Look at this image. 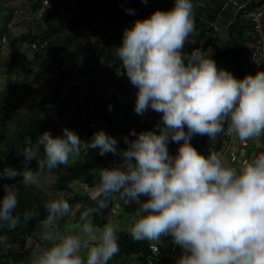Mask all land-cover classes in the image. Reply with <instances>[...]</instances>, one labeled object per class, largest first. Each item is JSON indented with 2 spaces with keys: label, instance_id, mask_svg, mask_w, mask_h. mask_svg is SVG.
<instances>
[{
  "label": "clouds",
  "instance_id": "obj_1",
  "mask_svg": "<svg viewBox=\"0 0 264 264\" xmlns=\"http://www.w3.org/2000/svg\"><path fill=\"white\" fill-rule=\"evenodd\" d=\"M194 30L192 0H175L172 8L157 9L124 30L116 56L138 89L135 111L143 114L150 107L162 115V125L159 132H133L135 139L125 138L128 146L119 153L121 163L100 170L94 199L98 208L106 207L112 194L127 203L136 201L139 211L132 217V238L154 242L170 235L184 250L176 264H264V153L240 161L237 168L215 153L204 156L190 143L194 134L215 140L223 133L241 142L264 135V70L237 78L218 69L199 49L183 53ZM169 137L178 144L183 141L175 156L168 152ZM39 142L45 157L38 159L39 169L67 165L82 146L99 148L101 155L117 153L115 139L102 130L90 145H82L68 128L56 137L45 131ZM25 156L37 157L32 149ZM4 173L16 174L11 168ZM22 181L38 186L29 169ZM141 196L148 199L141 201ZM17 205L16 192L5 186L0 222L9 228L19 223L13 215ZM44 207L46 225L52 229L44 234L49 245L36 247L30 264H108L119 253L114 227L105 225L101 230L84 223L82 236H61L55 225L70 211L69 203L55 199Z\"/></svg>",
  "mask_w": 264,
  "mask_h": 264
},
{
  "label": "trees",
  "instance_id": "obj_2",
  "mask_svg": "<svg viewBox=\"0 0 264 264\" xmlns=\"http://www.w3.org/2000/svg\"><path fill=\"white\" fill-rule=\"evenodd\" d=\"M225 1L228 0H192L195 30L185 43L183 53L191 55L196 49L205 53L219 36L210 21H219V16L222 15L228 23V37L222 43L221 49L215 52L213 60L218 69L227 70L235 77L243 78L246 74H251L246 66L249 59L246 49L251 47V37L242 23L243 18H239L235 12L236 7L231 1L224 6ZM30 2L31 10L43 4V0ZM54 2L55 0H51L50 13L39 21L55 16L56 12L52 13ZM173 6L174 3L167 0H147V3L142 0H130V3H125L124 0H77V7L71 18L58 16L43 26L41 32L28 31L10 38L6 36L9 43L8 79L4 87L0 86V198L4 195L5 186L12 187L16 192L18 205L13 215L18 217L19 223L15 228H9L7 222H0V237L8 243L19 244L25 250L0 253V264L3 258H12L18 262L30 256L36 247L26 249L28 239L34 236L40 224L46 220L48 212L44 205L51 200L64 199L70 207L77 206L74 213L76 222H80L86 212L92 214L94 227L108 222L114 196L119 194L110 195L107 198V206L98 208L94 199L97 194L91 195L87 191L76 190L72 182L82 180L85 186H91L93 181L89 178L93 170L101 165V168L105 167L104 163L107 161L111 162L109 168L113 167L114 158L118 159L120 164L121 158L118 154L128 146L125 138H136L133 132L138 134L139 131L136 127L128 126L126 121L134 120L136 125L141 121V116L135 111L133 96L134 89L137 88L131 84L121 67L122 62L116 56V48L123 41L124 30L131 27L137 19L148 17L157 9L168 10ZM4 8L9 9V6H5L3 0H0V12ZM249 8L264 9V0L252 1ZM129 10L134 14H129ZM27 42H37L41 50L35 55L40 58L39 62L35 61L39 71L44 70L45 61L49 57L50 65L57 66L56 74L46 81L51 88L53 100L61 99V109L73 113L74 118L69 123L70 130L79 136L82 145H90L95 134L102 130L115 139L116 154L106 152L101 155L99 148L82 146L78 154L70 155L67 165H59L51 170L47 167L39 169L38 159L43 160L45 157L44 146L39 142L38 121L49 102L30 101L28 92L35 81L27 76L23 80L16 78V81H12V76L26 59L22 48ZM77 55L81 56L78 66L70 65V61ZM76 79L79 83L72 82ZM13 82L16 83L12 84ZM104 85L111 91L107 97L104 95ZM83 87L86 91L81 92L80 88ZM150 110L156 115L155 111L151 108ZM226 142L227 137L223 133L215 140L208 135L194 134L192 146L198 152L199 148L205 147V151L199 152L204 155L208 153L209 145L215 151L223 150ZM261 143L260 153H264V135L261 137ZM252 144L251 142L250 145ZM167 148L169 154L175 156L172 150ZM27 149L36 152L37 157L27 159ZM256 155L257 152L248 155L249 160ZM9 168L15 171L14 176L4 173V170ZM25 169L43 176L56 174L54 187L62 197H52L41 189L40 184L36 186L24 183L22 180ZM143 198L146 196L140 197ZM28 213H31V216L26 219ZM65 216L66 214L57 218L55 229H61ZM116 235L120 250L108 264H118V261H127L130 257L136 258L141 264H147L151 260L150 241L134 240L126 229L116 230ZM159 243L163 253L171 252L174 244L177 255L180 256L184 251L170 235L162 236ZM168 259V256H163L154 262L168 264Z\"/></svg>",
  "mask_w": 264,
  "mask_h": 264
},
{
  "label": "rangeland",
  "instance_id": "obj_3",
  "mask_svg": "<svg viewBox=\"0 0 264 264\" xmlns=\"http://www.w3.org/2000/svg\"><path fill=\"white\" fill-rule=\"evenodd\" d=\"M31 0H3V4L9 6L8 8H4L0 12V86L4 87L7 83L8 75H7V67L9 60V43L8 41L3 42V36H8L9 38L14 35H19L21 33H25L28 31L31 32H41L42 27L47 25L50 20H55L58 16H62L65 18H71L74 15V10L77 7V0H55L53 5V14L55 16L52 18L49 16L45 20L31 21L30 19V11H31ZM169 2L175 3V0H167ZM221 2L224 0H220ZM125 3H130V0H124ZM10 12V14H9ZM217 22V34L219 35L217 39L213 41L210 47L206 50L205 54L209 56L212 60L216 51L221 49L222 43L227 39V27L228 23L224 21L222 15L219 16V21ZM23 52L26 55V59L23 64L18 68L16 74L12 76V81H16V78H21L22 80L27 76L29 79L35 81L28 92L29 99L31 102H38L40 100H46L49 102V105L46 110L42 111L39 117L38 125L40 129L39 136L48 131L53 137L62 136L63 129L69 128V123L73 120L74 116L70 110H62L60 107L61 99L53 100L51 88L49 87L48 82L46 81L48 78L53 77L56 74V64L50 65L51 58L45 61L43 71H39V68H36L35 61L40 60L35 55L39 53L41 50L38 48V44L27 42L23 46ZM248 49H246L247 53ZM45 53V52H44ZM81 61V56L77 55L76 58L70 61V65L78 66ZM40 76L38 79L37 77ZM73 83H79V80H73ZM13 82L12 84H15ZM104 95L107 97L110 94V90L106 88V85L103 86ZM80 91H86V88H80ZM134 100L136 102V94L137 89H134ZM92 113V111H91ZM140 115L141 121H139L136 125L134 120L126 121L128 126L136 127L140 133L141 131H154L159 132L160 126L162 125V115L156 112L153 113L150 110H146L143 114ZM100 118V117H99ZM150 125V127H149ZM185 131L187 132V127H185ZM261 135L258 139H254V144L250 145L251 147H246L243 149L244 153L247 155L255 154L254 146L259 144V140H261ZM194 135L190 138V143L192 145ZM181 141L179 144L173 142L171 137H169L167 147H169L172 152L175 154L178 151ZM205 151L206 148H199V152ZM119 155V154H118ZM120 156V155H119ZM204 156H208V153H204ZM223 161L228 164V160L226 157V152H222L219 155ZM121 158V156H120ZM105 167L109 168L108 165H111L110 161L104 163ZM102 166V165H101ZM100 168L93 170L89 179H92L93 183L91 186H85L82 180H75L72 182V186L79 191H87L91 195H96L99 192V172L102 169ZM35 178L40 184L41 189L49 193L52 197H62V194L55 190L54 183L56 181L57 175L54 173L48 175H39L38 173L34 174ZM112 210L108 215V222L102 226H97L101 230L105 225H109L114 227L116 230L126 229L130 231V226L132 224V217L137 214L139 211V205L135 201H130L127 203L125 199L121 198L120 195L114 196L113 199ZM77 206L70 207V211L66 214L65 220L62 224L61 229H55L58 235H83L82 233V225L84 223L92 224V214L90 212H86L80 222H76L74 220V213ZM90 213V214H89ZM52 229L46 225V220L43 221L34 236L28 239V243L26 249L35 248L38 246H48L49 242L44 240V234L46 231H51ZM10 250H18L24 251L19 244H11L8 243L5 239L0 237V253L7 252ZM86 250H82L81 255L86 258ZM179 255L174 254L168 259V264H176V260ZM2 264H30L31 254L27 257L26 260L22 261H14L12 258H3ZM115 264V262L113 263ZM118 264H141L136 258L130 257L127 261L120 262Z\"/></svg>",
  "mask_w": 264,
  "mask_h": 264
},
{
  "label": "built area",
  "instance_id": "obj_4",
  "mask_svg": "<svg viewBox=\"0 0 264 264\" xmlns=\"http://www.w3.org/2000/svg\"><path fill=\"white\" fill-rule=\"evenodd\" d=\"M231 1L233 5L236 7V13L238 17L243 18V25L246 26V32L251 37V47L247 52V56L249 57L247 61V68L251 74H255L258 70H264V9L263 8H249V4L252 1L258 0H228L224 2V6ZM51 10V0H43V4L41 7L30 12V18L34 21H37L49 14ZM239 17V18H240ZM210 25L214 30H217V22L212 20L210 21ZM5 40V38H4ZM227 137V145L223 148V150L215 151L211 145L208 147V154L215 153L218 156L222 154V152H226V157L228 160V165L232 167L239 166V162L244 159H249V156L244 153L243 148L249 144V142H241L237 143L238 137L236 136H228ZM178 152V151H177ZM176 152V154H177ZM175 154V155H176ZM236 157V161H233V157ZM114 166L119 165V160H113ZM113 166V167H114ZM148 197L140 199L141 201L147 200ZM136 202V201H135ZM149 248L151 251V260L149 264H155V259H161L163 256H168L169 258L176 254L175 252V244L172 247V251L168 253H163L160 247L159 241L149 242ZM153 248H158L159 252L156 253L153 251Z\"/></svg>",
  "mask_w": 264,
  "mask_h": 264
},
{
  "label": "crops",
  "instance_id": "obj_5",
  "mask_svg": "<svg viewBox=\"0 0 264 264\" xmlns=\"http://www.w3.org/2000/svg\"><path fill=\"white\" fill-rule=\"evenodd\" d=\"M248 142H249V144H248V146H250V143L252 142L253 144H254V140H251V142H250V140H248ZM228 143V142H227ZM227 143H226V145H227ZM237 143L238 144H240V140L238 139L237 140ZM261 145H262V143H261V140H259V144H257V145H255L254 146V151H255V153L257 152V154L259 155V154H261L260 152V147H261ZM248 146H246V147H248ZM251 147V146H250ZM243 149H245V148H243ZM243 151V150H242ZM223 160V159H222Z\"/></svg>",
  "mask_w": 264,
  "mask_h": 264
}]
</instances>
